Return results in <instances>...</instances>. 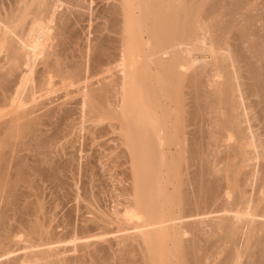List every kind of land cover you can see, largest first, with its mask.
<instances>
[{
	"label": "bare ground",
	"instance_id": "bare-ground-1",
	"mask_svg": "<svg viewBox=\"0 0 264 264\" xmlns=\"http://www.w3.org/2000/svg\"><path fill=\"white\" fill-rule=\"evenodd\" d=\"M250 1L0 0V264H234L244 249L218 254L247 232L246 264H264V118L261 126L256 115L264 110V21L255 14L262 2L254 9ZM85 21L86 41L78 32ZM58 80L90 82L74 104L98 134H115L109 161L121 196L62 230L49 225L42 200L16 195L27 175L19 140L54 115H72L65 105L42 111L45 101L27 108ZM253 155L262 170L247 168ZM261 171L254 197L249 179Z\"/></svg>",
	"mask_w": 264,
	"mask_h": 264
},
{
	"label": "rangeland",
	"instance_id": "rangeland-1",
	"mask_svg": "<svg viewBox=\"0 0 264 264\" xmlns=\"http://www.w3.org/2000/svg\"><path fill=\"white\" fill-rule=\"evenodd\" d=\"M255 1V3H254V5H255V8L254 9H257V7H256V0H252V1H250L251 3L252 2H254ZM258 1V0H257ZM263 3L264 2V0H259L258 1V3L260 4V3ZM260 4V5H258L260 8H264V5L263 4ZM96 4V3H95ZM95 4H93L92 5V7H96L95 6ZM248 5H249V2H248ZM249 6H251L252 7V5L250 4ZM249 6H248V10H249ZM250 7V8H251ZM258 9L257 11H255L256 13V16H257V18H259L258 20H263L264 21V15H262L261 16V13H264V11L262 12V9ZM251 9H253V7L251 8ZM250 9V10H251ZM89 10V9H88ZM87 10V11H88ZM249 10V11H250ZM259 10H261V12L259 11ZM91 10H89L88 12H90ZM254 11V10H253ZM250 13V12H249ZM254 13V12H253ZM89 15L91 14V13H88ZM92 15V14H91ZM252 15V14H251ZM253 18H255V17H253ZM253 21H256V20H253ZM258 23L260 22V21H257ZM257 22H253L252 23V25L254 26ZM262 21H261V23H259L258 25L256 24V28H263V27H261V25H262ZM87 24H88V21H85L84 23H83V25H81V27L80 26H78V32L80 31V33H79V36L81 37V39H84L85 41L87 40V38L89 37V33H88V27H87ZM260 25V26H259ZM253 26H251V27H253ZM263 26V25H262ZM85 29V30H84ZM252 29V28H251ZM254 29H255V27H254ZM87 30V31H86ZM257 30V29H256ZM251 31V30H250ZM252 31H253V29H252ZM251 31V32H252ZM254 32H255V30H254ZM254 32H253V34H254ZM257 32H259L258 30H257ZM257 32H255V34H259L260 32H261V30H260V32L259 33H257ZM262 32L264 33V31H263V29H262ZM261 32V33H262ZM260 35H262V34H260ZM263 37H264V34H263ZM257 38V37H256ZM261 38H262V36H261ZM260 38V39H261ZM238 39V38H237ZM237 39H233L234 40V43H236V42H238V41H240V40H238L237 41ZM242 39H245V38H242ZM264 39V38H263ZM83 40V41H84ZM257 41H258V38L256 39ZM236 41V42H235ZM243 41V40H242ZM245 41H246V39H245ZM245 41H243V42H245ZM264 41V40H263ZM239 43H241V44H239L238 45V48L240 47L241 48V46L243 47V48H246L249 44H246V46H244L245 44H243L242 42H239ZM237 44V43H236ZM263 46H262V51H263V53H264V50H263ZM243 50V49H242ZM247 50V49H246ZM242 51V53H244L245 55L247 54V55H251V51H250V49H248L247 51ZM238 55V57L239 56H241L240 54H237ZM38 62H36V64H37ZM97 77H93V78H97V79H99L98 77L99 76H102V75H96ZM92 78V79H93ZM58 79V78H57ZM57 79H55V80H57ZM92 79H89L90 81H92ZM97 79H93V80H97ZM244 79V78H243ZM242 79V80H243ZM60 80V79H59ZM59 80H58V82L56 81L54 84L52 83V84H49L46 88V90L44 89V91H40L39 93H41V96H40V94L38 95L37 94V101L35 102H32V101H30V102H28V105H27V108H29V107H32V104H33V107H35L34 105L37 103V105H38V103H41L42 104V102L43 101H45L43 104H44V106H46V107H44L45 109H43L42 111H46V110H48V109H51L52 107H54V106H56L57 107V105H62V106H64V107H73L74 109V113L71 111L70 112V114H72V115H69V117L68 118H65V119H67V120H65L64 118L63 119H58L57 121L58 122H62V126L61 125H59L60 123H57V121H56V118H55V115L52 117L53 118V120L50 122L49 121V124L47 123V121H45L41 126H40V130L35 134V133H32L31 135H33L32 136V138H31V135H30V137L28 138L27 136H24L22 139H24V140H22V139H20L19 141H25L24 143H25V145L23 146V147H21V151L20 152H18L19 154H20V156H21V158L23 159V162L21 163L22 165H23V167H22V169H25V170H22L21 172L25 175V172H26V174L27 175H25V179H20V181H18V184H22V186H18V190L19 191H17L16 193V195H23L24 194V196H22L23 198H28L29 200H31V198H32V200L34 199L35 201H36V199L34 198V196L38 199L37 201L38 202H40L41 200V202L42 203H45L46 205H47V207H46V205H45V209L47 210H45L44 212H45V214L47 215L48 213H49V217L47 216V220L49 221V218H50V222H49V225H52V226H54V227H58L57 229L59 230V228L61 227V230H62V227H64L65 226V224L63 225V223H66V222H63V221H67V223H66V225H68V222L69 221H71L73 218V220H74V222H73V220L71 221V222H69V223H72L74 226L76 225V226H79V225H81V224H83L84 223V221L86 220V219H90V217L91 218H93L92 217V215L94 214L95 215V213H98L99 211H101L102 209V211H108V210H110V209H112V204H114V203H117L116 201H119L120 199L119 198H121V196H120V194H119V192H118V189H119V186H120V183H118L119 181H118V176H117V171H118V167H116L115 165H111V162L113 163V164H115L113 161H109L111 158H112V154H111V148L110 147H112L113 145L115 146V144L117 143L114 139H112L111 140V138L112 137H116L115 136V134H113V133H108V134H110V135H106V133H104V135H103V133H102V135H101V133H97L98 131H96L97 130V126L95 127V125H96V123H95V125L94 124H92L91 122L92 121H90V120H88L86 117V119L87 120H85V118H84V116L81 114V116L79 115L81 112H79V111H82V110H78L79 108H78V106L79 105H76L77 104V101H78V99L81 97V95H80V92H79V94L77 93L79 90H80V86H82L81 88H83V87H85V86H87L88 85V83L90 84V82L89 81H87L88 83L87 84H85L86 82H81V83H77V84H75V85H77V86H75L74 85V87H73V85H70L69 84V82L68 81H60L59 82ZM245 80V79H244ZM246 81V80H245ZM92 82H97V81H92ZM246 82H248V79H247V81ZM83 83V84H82ZM251 83V82H250ZM69 85V86H67V85ZM85 84V85H84ZM84 85V86H83ZM97 85V84H96ZM72 86V87H71ZM48 87H49V89H48ZM79 88V89H78ZM75 90V91H74ZM77 90V91H76ZM72 92V93H71ZM74 92H75V94H74ZM44 94V96L42 97V95ZM70 94V95H69ZM82 94V93H81ZM46 95V96H45ZM63 96V97H62ZM74 96V97H73ZM40 97V98H39ZM76 98V99H75ZM254 98H256V97H253V100H254ZM63 99H64V101H63ZM71 99V100H70ZM252 99V98H251ZM52 100V101H51ZM54 100V101H53ZM68 100V102H66ZM69 100H70V102H69ZM74 102H73V101ZM246 101H248L247 99H245ZM47 102V103H46ZM51 102V103H50ZM55 102V103H54ZM60 102V103H59ZM63 102H66L65 104L63 103ZM249 102V101H248ZM50 103V104H49ZM63 103V104H62ZM69 103V104H68ZM74 103H76V104H74ZM47 104V105H46ZM67 104H68V106H67ZM71 104V105H70ZM75 105V106H74ZM260 105H262V103L260 104ZM259 105V106H260ZM255 106H257V105H255ZM262 106H264V104L262 105ZM75 107H77V109L75 108ZM253 108H254V106H252ZM252 107L250 108V110L252 109ZM55 108V107H54ZM256 108L258 109V108H260V109H258V112H259V110H260V112L263 110L262 108L263 107H255L254 108V111H257L256 110ZM53 109V108H52ZM249 110V112L251 113V111L253 110H251L250 111ZM77 111V112H76ZM254 111H252V113L254 112ZM264 111V110H263ZM262 111V112H263ZM76 112V113H75ZM79 112V113H78ZM257 112V113H258ZM261 112V113H262ZM83 113V112H82ZM260 113V115H258V114H256L255 112L253 113V115L252 114H250V115H252V116H254L255 114L257 115V116H261V118H260V120H259V118L257 117L256 118V120H255V118H254V121H255V124H257V125H259L260 124V122H261V120H263L262 118H264V117H262L263 115H264V113L263 114H261ZM58 115V114H57ZM56 115V116H57ZM74 115V116H73ZM76 115V116H75ZM251 116V117H252ZM73 117V118H72ZM256 117V116H255ZM55 118V119H54ZM82 118L84 119V120H82ZM81 119V120H80ZM257 119L259 120V124L258 123H256L257 122ZM49 120V119H48ZM253 120V119H252ZM56 121V122H55ZM54 122V123H53ZM64 122V123H63ZM253 122V121H252ZM254 123V122H253ZM57 124L59 125V127L57 126ZM254 124V125H255ZM261 124H263L264 125V120H263V122L261 123ZM260 124V125H261ZM256 125V126H257ZM263 125H261V126H263ZM261 126H259V127H261ZM56 127H58V128H56ZM94 128V129H93ZM256 128V127H255ZM262 128H264V127H262ZM61 129H63V130H61ZM95 130V131H94ZM262 129H258V126H257V130H255V131H260V132H262L261 131ZM62 133H61V132ZM89 131V132H88ZM52 133V135H50ZM57 133H58V135H57ZM99 135V136H101V137H99L97 134ZM62 134V135H61ZM91 134V135H90ZM93 134H94V136H93ZM114 135V136H113ZM263 135V134H262ZM111 136V137H110ZM26 137V138H25ZM36 137V138H35ZM94 137V138H93ZM97 137H99V138H97ZM104 138V139H103ZM108 138V139H107ZM29 139V140H28ZM40 141V143H39V141ZM106 140H108L109 141V143H107L108 141H106ZM28 141V142H27ZM97 141V142H96ZM105 141V142H104ZM116 143H115V142ZM18 142V141H17ZM21 142H20V144H21ZM42 142V143H41ZM115 144H114V143ZM19 143V142H18ZM23 143V144H24ZM34 143V144H33ZM26 144H28V147H27V145ZM30 145V146H29ZM31 145H33V146H31ZM44 145H45V147H44ZM49 145H54V148H52L51 146L49 147ZM106 145V146H105ZM107 145H109V146H107ZM112 145V146H111ZM43 146V147H42ZM46 146H47V148H46ZM24 147H27V148H25V149H22V148H24ZM30 147V148H29ZM32 147V148H31ZM38 147V148H37ZM104 147H105V150L106 151H104ZM106 147H109L108 148V150H107V148ZM18 148V147H17ZM48 148H51V149H49L48 150ZM33 149V152L31 151ZM40 149H42V150H40ZM45 149H47V150H45ZM110 149V150H109ZM256 148H254V150H255ZM19 150V149H18ZM22 150H24L23 152H24V154L22 153ZM40 151V153L39 152H36V151ZM45 150V151H44ZM51 151V153L52 152H54V153H49ZM57 151V152H56ZM104 151V152H103ZM110 151V152H109ZM16 152V151H15ZM14 152V154H16ZM109 153V154H106V153ZM222 152V151H221ZM17 153V154H18ZM38 153V154H37ZM36 154V155H35ZM41 154H42V156H41ZM47 154H51L50 156L49 155H47ZM104 154V155H103ZM41 156V158H40V156ZM107 156V158H106V156ZM219 155H221V153L219 154ZM27 156V157H26ZM31 156H33V158L31 157ZM54 156V157H53ZM57 156V157H56ZM104 156V157H103ZM111 156V157H110ZM24 157H26V158H24ZM38 157V158H37ZM43 157V158H42ZM45 157V158H44ZM48 157V158H47ZM50 157V158H49ZM58 157L60 158V159H58ZM109 157V158H108ZM28 158H29V160H28ZM33 160H32V159ZM56 158V160H54ZM251 158H255L254 159V161H252L251 162V160H250V163L252 164L253 162V164H252V166L249 164V166L247 167L248 169H250V168H255L254 170H259V169H263L262 168V163H260V162H262L263 161V159L260 157H254V155L251 157ZM24 159H27V160H24ZM36 159V160H35ZM37 159H38V161H37ZM43 159V160H42ZM46 159V160H45ZM53 161H52V160ZM262 159V160H261ZM35 160V161H34ZM49 160V161H48ZM59 160V161H58ZM65 160V161H64ZM67 160V161H66ZM99 160V161H98ZM113 160V159H112ZM256 160V161H255ZM259 160H261V161H259ZM28 161V162H27ZM37 161V162H36ZM42 161V162H41ZM54 161H58L59 163H61V164H59L58 162H54ZM69 161V162H68ZM213 161V163L215 162V160H212ZM259 161V162H258ZM39 162V163H38ZM43 162H46V165L43 163ZM47 162H49V163H47ZM52 162V164H50ZM64 162V163H63ZM68 162V163H67ZM100 162V163H99ZM106 162V163H105ZM257 162H258V165H257ZM31 163V165H28V164H30ZM33 163V164H32ZM42 163V164H41ZM56 163H58V165H56ZM93 163H94V165H93ZM26 164H27V167L29 168H27L26 167ZM44 164V165H43ZM48 164V165H47ZM54 164V168H56V166H58L57 168H58V172H59V170H62V171H60L59 173L57 172V168H56V170L54 169V168H52L53 166H50V165H53ZM63 164H64V166H67V167H64L63 166ZM92 164V165H91ZM95 164H96V166H95ZM109 164H110V167H109ZM216 164L219 166V167H222L223 166V164H224V162H222V161H218V160H216ZM21 165V166H22ZM24 165H25V167H24ZM34 165H36V166H34ZM59 165H60V167H59ZM72 165V166H71ZM253 165H255V166H253ZM38 166H39V169L37 170V168H38ZM40 166H43V167H40ZM44 166H45V168H44ZM47 166H48V168H47ZM93 166H95V167H93ZM107 166V167H106ZM112 166V167H111ZM35 167H37L36 168V170L37 171H34L35 169ZM64 167V168H63ZM89 167V168H88ZM90 167H91V169H93V168H95L94 170H92L93 172L91 173V175H90V172H91V169H90ZM100 167V168H99ZM105 167V168H104ZM42 168V169H41ZM52 168V169H51ZM61 168V169H60ZM63 168V169H62ZM111 168H113V170L110 169ZM29 171H28V170ZM34 169V170H33ZM90 169V171L88 172V170ZM253 169H251L250 171H254ZM40 170V171H39ZM41 170H43V171H41ZM46 170V171H45ZM97 170V171H96ZM116 170V173H114V171ZM35 172V174H34V172ZM40 172V174H39V172ZM108 171V172H107ZM260 171V170H259ZM30 172H31V176H30ZM95 172V173H94ZM97 172V173H96ZM255 172V171H254ZM21 173V175L23 176V174ZM261 173L263 174V172L261 171V172H256L255 174H257V176L254 178L255 179V181L253 180V178L251 179L250 177V179H249V185H248V188L250 189H248L250 192H251V194H249V195H252V196H256L257 195V192H256V195H254L253 193L255 192V191H257V187H259V189L261 188V186H256V184L257 185H259V183H261L260 182V176H261ZM87 174V175H86ZM93 174H98V175H96V176H94ZM250 174H252L251 172H250ZM86 175V176H85ZM241 175V174H240ZM239 175V176H240ZM254 175V173L252 174V176ZM259 175V176H258ZM43 176H44V178L47 180H45L44 178H43ZM243 176V175H242ZM24 177V176H23ZM29 177V178H28ZM33 177V178H32ZM39 177V178H38ZM40 177H41V179H40ZM89 177H91V178H89ZM35 178V179H34ZM44 180H43V179ZM49 178V179H48ZM240 178H242L241 176H240ZM256 178H257V181H256ZM30 179V180H29ZM23 180H29V181H32V182H29V181H27L26 183H22V181ZM34 180V181H33ZM38 180V181H37ZM49 180V181H48ZM52 180V181H51ZM251 180V181H250ZM25 181H23V182H25ZM20 182V183H19ZM34 182V183H33ZM27 183H29V184H27ZM36 187H34L32 184ZM250 183H251V185H250ZM18 184H16V186L18 185ZM25 184V185H24ZM93 184V185H92ZM95 184V185H94ZM30 186V188H32L31 190H33V192H30L29 190V187L28 186ZM91 185H92V187H91ZM119 185V186H118ZM24 186H26V188L28 189H26ZM95 186V187H94ZM116 186H118V187H116ZM19 187H21L20 189H19ZM97 187V188H96ZM102 187H104V188H102ZM17 188V187H16ZM23 188V189H22ZM88 188V189H87ZM95 190H94V189ZM259 189H258V192H259ZM15 190H17V189H15ZM15 190H14V192H15ZM20 190H22V191H24L25 193H19V192H21ZM26 190H27V192H26ZM85 190V191H84ZM92 190H94V191H92ZM90 191V192H89ZM225 191H228L227 189L225 190ZM39 192V193H38ZM89 192V193H88ZM96 192V193H95ZM31 193V194H30ZM88 193V194H87ZM94 193V194H93ZM116 193H118V194H116ZM87 194V195H86ZM91 194H92V196L94 195L95 196V194H97L95 197L93 196H91ZM26 195H28L27 197H25ZM37 195V196H36ZM43 195V196H42ZM80 195V196H79ZM117 195H118V199L117 200H115L116 198H117ZM42 197V198H40V197ZM86 198V199H85ZM88 198V199H87ZM115 198V199H114ZM40 199V200H39ZM85 199V200H84ZM114 200H115V202H114ZM77 201V202H76ZM112 201L114 202V203H112ZM40 202V203H41ZM48 202V203H47ZM89 202V203H88ZM100 203V205H99V203ZM41 203V204H42ZM77 203H78V205H77ZM43 205V206H44ZM91 205V206H90ZM101 205H103V206H101ZM114 205H116V204H114ZM99 206H100V208H99ZM111 206V207H110ZM50 207V208H49ZM87 207V208H86ZM97 207V208H96ZM95 208V209H94ZM108 208V209H107ZM88 209V210H87ZM92 210V211H91ZM59 211V212H58ZM69 211V212H68ZM91 211V212H90ZM55 212V213H54ZM90 212V213H89ZM93 212V213H92ZM77 213V214H76ZM92 213V214H91ZM44 214V215H45ZM72 214V215H71ZM54 215V216H53ZM90 215V216H89ZM71 216V217H70ZM83 216H85L84 218H83ZM89 216V217H88ZM53 217V218H52ZM67 217V218H66ZM70 217V218H69ZM88 217V218H87ZM56 219V220H55ZM58 219V220H57ZM78 220L80 221V222H78ZM51 221L53 222V223H51ZM57 222H60V224L59 225H57L58 223ZM71 224V225H72ZM63 225V226H62ZM72 225V226H73ZM60 226V227H59ZM247 229V228H246ZM246 229H244V231H247ZM133 230V229H132ZM222 231V232H221ZM221 231H218L219 232V234H218V236L220 235V234H222V235H220V236H223V233H224V231L223 230H221ZM243 231V232H244ZM129 232H131V230L129 231ZM134 232V231H133ZM246 233V232H245ZM225 234V233H224ZM247 235H245L244 236V233H240V235H239V237H238V244H232V245H230L229 243H227V244H225L224 246H225V248L223 247V250H224V252H222V249H221V251H220V253L218 254V259H223V258H225L224 257V254L223 253H226L225 251H226V249L227 248H229V251L230 250H232V249H234V246H237L238 248V250H239V248H240V250H242L243 251V249H244V252H243V254L244 255H242V254H240L242 257H237V259H240L238 262L237 261H235L236 263H234V264H246V262L249 260V259H247L248 257H249V255H248V248H249V246H250V243H248V242H250L249 241V239L250 240H253L254 239V237H253V235H250V233L248 234V232L246 233ZM252 234V233H251ZM216 235V234H215ZM249 235V236H248ZM252 236V238L253 239H251L250 237ZM242 238V241L240 240L239 241V239H241ZM241 242V244H239ZM237 243V242H236ZM249 244V245H248ZM229 245H230V247H229ZM228 246V247H227ZM246 246L248 247V248H246ZM227 247V248H226ZM242 248V249H241ZM247 249V250H246ZM254 250V249H253ZM242 251H241V253H242ZM252 251V250H251ZM71 252H73V253H71ZM71 252L68 254V256L70 255L71 256V254L73 255V254H75L76 252L74 251V250H71ZM75 252V253H74ZM66 253V254H65ZM64 254L65 255H67V252H65ZM227 254H228V251H227ZM248 255V256H247ZM223 256V257H222ZM250 257H252V256H250ZM249 257V258H250ZM254 258V257H253ZM251 259V258H250ZM253 261H254V259H252ZM248 263V262H247Z\"/></svg>",
	"mask_w": 264,
	"mask_h": 264
}]
</instances>
